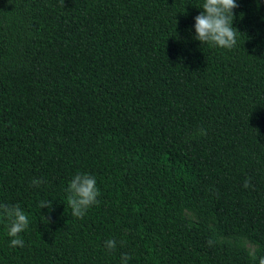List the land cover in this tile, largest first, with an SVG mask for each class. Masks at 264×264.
<instances>
[{
	"label": "trees",
	"instance_id": "obj_1",
	"mask_svg": "<svg viewBox=\"0 0 264 264\" xmlns=\"http://www.w3.org/2000/svg\"><path fill=\"white\" fill-rule=\"evenodd\" d=\"M199 3L0 0V202L29 217L15 248L0 218V264L264 255V2L238 0L231 50L192 39ZM76 171L99 189L80 218Z\"/></svg>",
	"mask_w": 264,
	"mask_h": 264
},
{
	"label": "clouds",
	"instance_id": "obj_2",
	"mask_svg": "<svg viewBox=\"0 0 264 264\" xmlns=\"http://www.w3.org/2000/svg\"><path fill=\"white\" fill-rule=\"evenodd\" d=\"M257 6L264 0H255ZM200 11L193 17L192 39L199 42V45H209L215 48L231 50L237 44V28L233 25V10L238 7V0H200L198 6ZM240 16V15H239ZM40 180H33V184H39ZM244 186H248L245 180ZM71 215L80 218L87 210L98 203L99 189L95 175L87 171H76L67 181L64 189ZM46 201L40 204V208L48 206ZM0 218L6 221L5 235L9 238L8 247H22L24 241L20 234L29 225L28 214L18 204H7L0 202ZM211 243V241H209ZM106 249L116 247V241L108 239L104 242ZM249 255L256 260L257 264H264V255L257 256L254 250ZM131 257L128 253L121 254L119 264H129Z\"/></svg>",
	"mask_w": 264,
	"mask_h": 264
}]
</instances>
